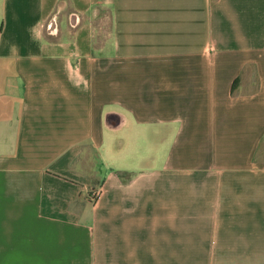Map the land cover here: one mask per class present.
<instances>
[{
	"label": "crops",
	"instance_id": "crops-1",
	"mask_svg": "<svg viewBox=\"0 0 264 264\" xmlns=\"http://www.w3.org/2000/svg\"><path fill=\"white\" fill-rule=\"evenodd\" d=\"M0 264H264V0H0Z\"/></svg>",
	"mask_w": 264,
	"mask_h": 264
},
{
	"label": "built area",
	"instance_id": "built-area-1",
	"mask_svg": "<svg viewBox=\"0 0 264 264\" xmlns=\"http://www.w3.org/2000/svg\"><path fill=\"white\" fill-rule=\"evenodd\" d=\"M101 192H102L101 188H97V189H95L94 191H92L91 196H90L91 199H92L94 202H96L97 199L99 198V196L101 195Z\"/></svg>",
	"mask_w": 264,
	"mask_h": 264
}]
</instances>
